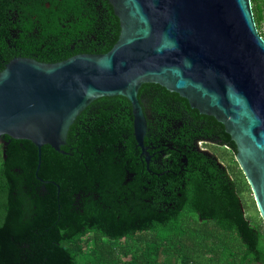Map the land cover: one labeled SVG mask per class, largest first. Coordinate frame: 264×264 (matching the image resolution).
<instances>
[{
    "label": "trees",
    "instance_id": "16d2710c",
    "mask_svg": "<svg viewBox=\"0 0 264 264\" xmlns=\"http://www.w3.org/2000/svg\"><path fill=\"white\" fill-rule=\"evenodd\" d=\"M251 2L264 38V0ZM119 34L109 0H0V71L18 56L103 54ZM139 97L151 108L149 165L124 96L93 101L65 153L44 145L40 165L32 141L3 136L0 264H264V222L247 215L251 189L224 125L156 83ZM211 139L231 164L198 150Z\"/></svg>",
    "mask_w": 264,
    "mask_h": 264
},
{
    "label": "water",
    "instance_id": "95a60500",
    "mask_svg": "<svg viewBox=\"0 0 264 264\" xmlns=\"http://www.w3.org/2000/svg\"><path fill=\"white\" fill-rule=\"evenodd\" d=\"M109 3L120 34L108 52L54 63L15 57L0 71V143L4 135L32 141L40 165L44 145L65 153L70 127L93 101L124 96L132 106L137 147L149 165L150 115L139 91L156 83L224 125L264 222V38L251 0ZM198 150L224 165L211 150Z\"/></svg>",
    "mask_w": 264,
    "mask_h": 264
},
{
    "label": "rangeland",
    "instance_id": "374dc122",
    "mask_svg": "<svg viewBox=\"0 0 264 264\" xmlns=\"http://www.w3.org/2000/svg\"><path fill=\"white\" fill-rule=\"evenodd\" d=\"M199 147L206 148L208 150H211L214 152L220 159L221 162H223L224 165L231 164V157L234 156V153L230 151L228 148L225 147H217L211 144H206V142H199ZM243 179V177H242ZM252 191L247 190L244 192V204L246 206V212L249 217H251L255 221L260 220V215L257 210V206L253 197Z\"/></svg>",
    "mask_w": 264,
    "mask_h": 264
},
{
    "label": "flooded vegetation",
    "instance_id": "af4514ba",
    "mask_svg": "<svg viewBox=\"0 0 264 264\" xmlns=\"http://www.w3.org/2000/svg\"><path fill=\"white\" fill-rule=\"evenodd\" d=\"M18 57H23V56H18ZM145 99V98H144ZM145 102H146V109H151V108H149V106H148V102H147V100L145 99ZM219 138V137H218ZM211 141H213V142H206V144H211V145H214V146H217V147H225V148H227L226 147V145H224L223 143H222V141L221 140H219V139H211ZM229 149V148H228Z\"/></svg>",
    "mask_w": 264,
    "mask_h": 264
}]
</instances>
